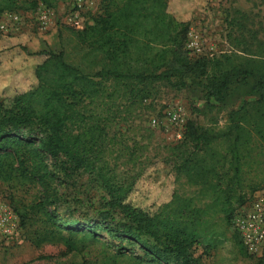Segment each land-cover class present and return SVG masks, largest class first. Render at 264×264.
<instances>
[{"label":"trees","instance_id":"trees-1","mask_svg":"<svg viewBox=\"0 0 264 264\" xmlns=\"http://www.w3.org/2000/svg\"><path fill=\"white\" fill-rule=\"evenodd\" d=\"M60 1L68 0H0V22L7 13L55 9ZM105 1L94 24L69 29L79 62L65 49L43 50L32 60L35 85L0 100V181L35 190L15 212L24 227L40 216L36 246L62 243L83 264H206L196 248L203 244L208 253L215 246L216 217L232 223L246 188L261 187L248 176L264 171L263 28H249L251 18L241 13L230 21L233 53L195 55L190 24L169 12V0ZM190 86L226 109L223 127L188 120L183 137L154 156L143 138L126 140V116L166 90ZM158 160L176 183L184 180L200 195L176 189L154 208L134 203L138 180ZM84 175L101 191L90 203L95 214L82 209L92 200L67 193ZM236 237L255 264H264Z\"/></svg>","mask_w":264,"mask_h":264},{"label":"rangeland","instance_id":"rangeland-1","mask_svg":"<svg viewBox=\"0 0 264 264\" xmlns=\"http://www.w3.org/2000/svg\"><path fill=\"white\" fill-rule=\"evenodd\" d=\"M81 1L79 12L85 28L104 14L108 1ZM111 2L110 5L114 6L120 0ZM75 5L76 0L60 1L55 9L40 6L34 12H22V21L14 27L17 35L12 36L11 31L0 33V47L5 49V54L0 55V100L3 98L8 103L18 92L35 85L33 69L36 62L32 60L40 56L38 53L43 50L65 49L74 62H79V49L69 30L73 27L67 22ZM168 9L177 19L190 24L191 48L189 44L188 47L195 55L220 57L233 53L234 47L229 37L232 32L230 21L241 13L251 18L248 27L263 28L260 36H264V0H169ZM44 12L48 15V22L41 24L39 17ZM195 45H199L201 52L194 48ZM177 108L183 110L184 125L188 120H193L203 126L223 127L226 121V109L214 101L207 103L200 88L190 86L181 93L166 90L151 107L137 108L132 116L125 117L123 128L124 131L128 129L126 140L132 144L134 138H143L149 143L147 151L151 156L162 151L164 145L178 142L183 137L184 127L180 128L168 117V112ZM168 170L160 160L155 161L138 180L130 199L145 209H151L167 200L176 189L186 196L200 195L198 188L184 180L176 183ZM248 177L250 184H261V187L255 192L250 187L246 188L245 201L234 204L235 213L264 191V171H252ZM21 190L0 181V264H83L84 258L76 253H65L62 243L33 244L31 238L41 226L40 216L31 218L24 227L15 206L21 205V201L30 200L35 190L27 193ZM67 193L72 197L78 194L87 202L92 200L89 206L82 209L88 214H95L97 205L91 206L90 203L98 200L101 191L89 183L88 175L75 176ZM215 222L213 229L219 232L215 246L208 253H205L203 244L197 246L196 256H202L206 264H255V258L247 256L242 250L233 222L228 224L220 216L216 217Z\"/></svg>","mask_w":264,"mask_h":264},{"label":"built area","instance_id":"built-area-1","mask_svg":"<svg viewBox=\"0 0 264 264\" xmlns=\"http://www.w3.org/2000/svg\"><path fill=\"white\" fill-rule=\"evenodd\" d=\"M81 7L82 1L76 0L75 10L67 18L68 24L79 30L85 26L79 12ZM39 20L41 24H46L48 15L45 12L42 13ZM21 21L22 15L18 13L5 14L0 22V33L14 31L15 25ZM194 48L201 52L199 45H195ZM168 117L172 123L180 126V128L184 127L183 110L181 108L169 111ZM233 225L247 253L257 258H264V191L259 192L248 206L243 207L236 213Z\"/></svg>","mask_w":264,"mask_h":264},{"label":"crops","instance_id":"crops-1","mask_svg":"<svg viewBox=\"0 0 264 264\" xmlns=\"http://www.w3.org/2000/svg\"><path fill=\"white\" fill-rule=\"evenodd\" d=\"M11 32H12V33H10V34H11L12 36H13V35H14V36L17 35V33H14V31H11ZM4 35H5V34H3V36H4ZM11 35H10V36H11ZM1 36H2V35H1Z\"/></svg>","mask_w":264,"mask_h":264}]
</instances>
